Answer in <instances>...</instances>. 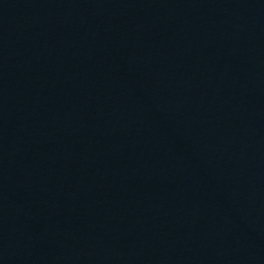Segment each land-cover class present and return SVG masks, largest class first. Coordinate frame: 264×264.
Returning a JSON list of instances; mask_svg holds the SVG:
<instances>
[{
  "label": "water",
  "instance_id": "1",
  "mask_svg": "<svg viewBox=\"0 0 264 264\" xmlns=\"http://www.w3.org/2000/svg\"><path fill=\"white\" fill-rule=\"evenodd\" d=\"M0 264H264V0H0Z\"/></svg>",
  "mask_w": 264,
  "mask_h": 264
}]
</instances>
